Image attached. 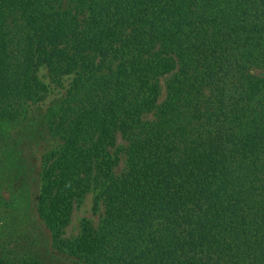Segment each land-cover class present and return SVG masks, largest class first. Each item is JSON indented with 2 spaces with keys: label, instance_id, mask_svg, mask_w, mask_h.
Wrapping results in <instances>:
<instances>
[{
  "label": "trees",
  "instance_id": "trees-1",
  "mask_svg": "<svg viewBox=\"0 0 264 264\" xmlns=\"http://www.w3.org/2000/svg\"><path fill=\"white\" fill-rule=\"evenodd\" d=\"M8 120L45 144L28 264H264V0H0Z\"/></svg>",
  "mask_w": 264,
  "mask_h": 264
},
{
  "label": "rangeland",
  "instance_id": "rangeland-1",
  "mask_svg": "<svg viewBox=\"0 0 264 264\" xmlns=\"http://www.w3.org/2000/svg\"><path fill=\"white\" fill-rule=\"evenodd\" d=\"M42 112L43 108H32L31 114L39 116ZM25 122H0V243L3 252L16 264H28V261L21 254H15L12 248L19 246L25 249L22 244L27 234V221L33 220L27 218V215L31 209L33 193L36 195L38 192L39 157L45 147L38 138L42 130L32 132L24 127ZM118 144H123L121 139H118ZM116 156L117 171H120L124 157L120 150L116 152ZM93 202L92 192L85 193L75 201L68 222L62 229L61 237L64 240L76 238L84 221L93 226L98 224L102 211L94 212ZM2 241L5 243L2 244Z\"/></svg>",
  "mask_w": 264,
  "mask_h": 264
}]
</instances>
